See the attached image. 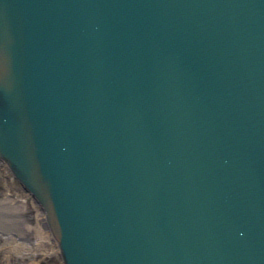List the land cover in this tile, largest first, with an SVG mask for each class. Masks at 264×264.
<instances>
[{
    "label": "water",
    "instance_id": "95a60500",
    "mask_svg": "<svg viewBox=\"0 0 264 264\" xmlns=\"http://www.w3.org/2000/svg\"><path fill=\"white\" fill-rule=\"evenodd\" d=\"M0 160L62 264H264V0H0Z\"/></svg>",
    "mask_w": 264,
    "mask_h": 264
},
{
    "label": "rangeland",
    "instance_id": "374dc122",
    "mask_svg": "<svg viewBox=\"0 0 264 264\" xmlns=\"http://www.w3.org/2000/svg\"><path fill=\"white\" fill-rule=\"evenodd\" d=\"M3 201L8 202L9 209L1 205ZM31 203V198L11 174L0 167V208L4 210L0 212V264H61L54 251L44 253L45 246L38 252L36 231L32 229L36 223V209ZM16 244L32 246L35 252L28 256L16 254L11 248ZM49 244L46 247H51Z\"/></svg>",
    "mask_w": 264,
    "mask_h": 264
},
{
    "label": "bare ground",
    "instance_id": "6f19581e",
    "mask_svg": "<svg viewBox=\"0 0 264 264\" xmlns=\"http://www.w3.org/2000/svg\"><path fill=\"white\" fill-rule=\"evenodd\" d=\"M6 163H0V167H2V168H4L6 171H7V164L5 165ZM1 205L2 206H4V207H7L8 209L10 208V206H9V204H8V202L6 201V202H1ZM31 207L33 208V209H35V205H33L32 203H31ZM11 208H12V206H11ZM31 208V209H32ZM4 212V210H2L1 208H0V212ZM36 211V215H35V218H36V223H35V225L33 226V231H36V240L38 241V243H39V245H38V252H40V251H42L43 249V247L45 246V250H43L44 251V253L45 254H48L49 252H48V250H47V247L46 246H48V244H49V242L51 241L50 240V236H48L49 234L45 231V230H47V228L46 227H44V217H43V214H41V212L40 211H38V210H35ZM3 221V220H2ZM0 223H1V221H0ZM15 223V222H14ZM42 225H43V227H42ZM1 230V229H0ZM2 232V231H1ZM7 232H9V231H7ZM50 245V244H49ZM13 250H14V252L16 253V254H21V255H31L33 252H35V248H33L32 246H28V245H25V246H23L22 244H16V245H12V247H11ZM54 248H55V246H52V248L49 250L50 252L51 251H54L55 253L57 252L56 250H54Z\"/></svg>",
    "mask_w": 264,
    "mask_h": 264
}]
</instances>
